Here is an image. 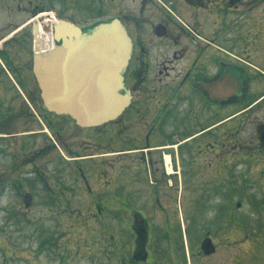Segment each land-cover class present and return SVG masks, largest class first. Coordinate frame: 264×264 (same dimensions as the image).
Here are the masks:
<instances>
[{"label":"rangeland","instance_id":"1","mask_svg":"<svg viewBox=\"0 0 264 264\" xmlns=\"http://www.w3.org/2000/svg\"><path fill=\"white\" fill-rule=\"evenodd\" d=\"M114 1L0 0V34L28 20L29 13L13 10L19 2L22 9L37 6L57 20L91 28L116 17L126 2L117 1L113 10ZM7 51L16 73L10 72L20 87L8 82L7 73L0 75V264H125L132 250L131 212L93 208L89 201L97 196L86 191L80 173L94 191H108L110 157L77 159L106 154L102 141L107 140L108 127L101 133L100 146L92 141L94 129L45 111L32 73V54H17L18 48ZM253 115L244 116L242 130L229 132L224 148L215 145L206 157L181 163V177L161 182L165 193L168 183L176 186L171 197L165 196L171 205L164 214L145 210L152 223V247L160 235V248L169 250V243L181 253L185 235L194 250L205 230L223 227L208 264H264V144L259 142L257 123L249 121ZM259 118L264 122V109ZM126 166L122 163L112 172L118 180L114 189L126 188L135 195L161 188L150 173L132 172L129 176L137 180L136 187H130L127 182L132 179L118 176L131 171ZM26 193L32 195L29 204L24 202ZM157 198L153 196L154 204ZM145 211L141 214L147 216Z\"/></svg>","mask_w":264,"mask_h":264},{"label":"flooded vegetation","instance_id":"2","mask_svg":"<svg viewBox=\"0 0 264 264\" xmlns=\"http://www.w3.org/2000/svg\"><path fill=\"white\" fill-rule=\"evenodd\" d=\"M117 1L122 0L114 1L113 10ZM15 8L29 13L28 20L0 34V63H8L10 69L0 64V75L7 73L14 87L18 84L11 72H16L7 50L18 48L17 54L33 55L36 20H47L40 7L22 9L19 2ZM117 12L132 42L122 91L130 104L114 121L92 128V141L107 144L106 154L77 158L110 157L107 192L94 191L80 171L86 191L97 196L89 202L98 211L131 212L132 250L125 264H208L216 255L223 227L205 230L194 250L184 235L180 253L169 243V250L160 248V235L155 240L157 245L151 246L152 223L146 212L152 209L164 214L176 184L168 183L165 193L161 182L181 177V163L189 165L197 155L206 157L215 145L224 148L229 132L242 130L244 116L255 114L249 121L257 123L259 142L262 140L264 122L259 113L264 109V0H126ZM106 127L107 140L102 141ZM217 131L221 133L214 134ZM235 142L238 147L239 141ZM122 163L130 164L126 169L131 171L118 176L132 179L127 182L130 187H136L137 177L129 174L150 173L161 188L135 195L126 188L114 189L118 180L112 172ZM142 167L144 171L139 170ZM153 196L158 197L156 204ZM144 211L147 216L141 214ZM207 239L214 248L209 254L203 250Z\"/></svg>","mask_w":264,"mask_h":264},{"label":"water","instance_id":"3","mask_svg":"<svg viewBox=\"0 0 264 264\" xmlns=\"http://www.w3.org/2000/svg\"><path fill=\"white\" fill-rule=\"evenodd\" d=\"M34 29L37 33V25ZM50 32L60 44L47 54L36 46L32 66L44 108L81 128L117 119L130 104L122 91L132 55V42L121 20L101 22L86 31L59 19ZM261 137L264 141V131ZM24 201L30 203L32 195L26 194ZM203 250L214 252L211 240L204 241Z\"/></svg>","mask_w":264,"mask_h":264},{"label":"bare ground","instance_id":"4","mask_svg":"<svg viewBox=\"0 0 264 264\" xmlns=\"http://www.w3.org/2000/svg\"><path fill=\"white\" fill-rule=\"evenodd\" d=\"M47 24H49V20H45L37 26V28H39V33L37 36L38 41L42 44V47L48 46L50 48L52 47L53 36L51 33L47 32V29L49 28L47 27Z\"/></svg>","mask_w":264,"mask_h":264}]
</instances>
